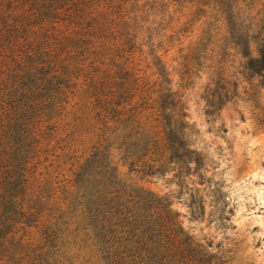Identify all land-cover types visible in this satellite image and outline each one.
Returning a JSON list of instances; mask_svg holds the SVG:
<instances>
[{
    "label": "trees",
    "instance_id": "trees-1",
    "mask_svg": "<svg viewBox=\"0 0 264 264\" xmlns=\"http://www.w3.org/2000/svg\"><path fill=\"white\" fill-rule=\"evenodd\" d=\"M215 49L264 88V0H0V264H228L144 185L204 215L169 60L183 88Z\"/></svg>",
    "mask_w": 264,
    "mask_h": 264
},
{
    "label": "rangeland",
    "instance_id": "rangeland-1",
    "mask_svg": "<svg viewBox=\"0 0 264 264\" xmlns=\"http://www.w3.org/2000/svg\"><path fill=\"white\" fill-rule=\"evenodd\" d=\"M226 52L223 60L219 50L208 52L210 58L183 88L177 63L169 60L173 87L183 95L189 138L204 157V215L191 217L187 195L178 194L170 175L144 185L167 193L185 230L211 242L228 264H264V88L233 50ZM222 207L227 218L217 220Z\"/></svg>",
    "mask_w": 264,
    "mask_h": 264
}]
</instances>
